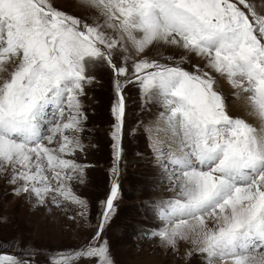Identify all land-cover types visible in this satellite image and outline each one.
I'll return each mask as SVG.
<instances>
[{"label": "snow or ice", "instance_id": "6c2138e0", "mask_svg": "<svg viewBox=\"0 0 264 264\" xmlns=\"http://www.w3.org/2000/svg\"><path fill=\"white\" fill-rule=\"evenodd\" d=\"M79 3L90 13L0 0V177L12 195L87 218L72 187L88 167L75 159L86 149L83 98L97 70L112 74V179L97 231L46 264H114L102 233L120 197L129 85L152 117L141 125L153 187L171 193L145 201L158 223L138 238L174 253L189 245L185 257L203 264H264V0ZM158 46L180 54L150 55ZM16 249L0 251V264H34L35 248Z\"/></svg>", "mask_w": 264, "mask_h": 264}, {"label": "rangeland", "instance_id": "374dc122", "mask_svg": "<svg viewBox=\"0 0 264 264\" xmlns=\"http://www.w3.org/2000/svg\"><path fill=\"white\" fill-rule=\"evenodd\" d=\"M55 6L76 16H85L91 10L82 8L79 0H54ZM166 54L179 52L158 46ZM191 63H202L194 57ZM190 68V63L184 65ZM97 83L89 86L83 104L87 114L82 134L86 149L77 153L78 163L87 165L85 182L73 183L75 193L88 203L87 218L76 216V206L67 204L66 211L53 206L33 207L34 201L11 194L10 185L0 177V251H11L16 245L35 248L34 264H46V256L55 250L76 249L87 243L96 233L102 211V201L109 193L110 169L113 167V149L110 132L113 124L111 104L113 101L112 74L106 68L96 72ZM222 82V81H221ZM125 94L128 107L123 132V156L119 162L120 197L111 223L102 233L110 246L114 264H203L202 258L191 259L184 252L189 245L181 244L179 253L166 250L158 239L138 238L142 229L157 226L153 214L147 210L145 201L167 198L171 195L167 185L153 187L154 170L148 147L147 135L141 121L151 119V114L141 112L138 92L129 85ZM69 216H76L69 220ZM12 245V248H9ZM18 252V249H16ZM80 264H88L81 261Z\"/></svg>", "mask_w": 264, "mask_h": 264}, {"label": "bare ground", "instance_id": "6f19581e", "mask_svg": "<svg viewBox=\"0 0 264 264\" xmlns=\"http://www.w3.org/2000/svg\"><path fill=\"white\" fill-rule=\"evenodd\" d=\"M221 83L224 86L225 91H227L228 90L227 83L225 81H222Z\"/></svg>", "mask_w": 264, "mask_h": 264}]
</instances>
